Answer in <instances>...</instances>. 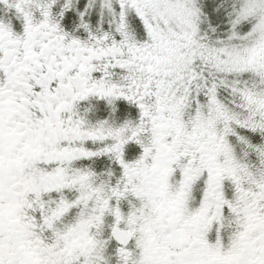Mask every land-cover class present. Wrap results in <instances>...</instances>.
<instances>
[{"label":"snow or ice","instance_id":"1","mask_svg":"<svg viewBox=\"0 0 264 264\" xmlns=\"http://www.w3.org/2000/svg\"><path fill=\"white\" fill-rule=\"evenodd\" d=\"M0 264H264V0H0Z\"/></svg>","mask_w":264,"mask_h":264}]
</instances>
